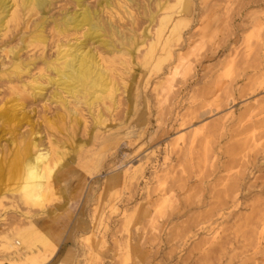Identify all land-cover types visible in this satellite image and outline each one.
<instances>
[{"label": "rangeland", "instance_id": "obj_1", "mask_svg": "<svg viewBox=\"0 0 264 264\" xmlns=\"http://www.w3.org/2000/svg\"><path fill=\"white\" fill-rule=\"evenodd\" d=\"M157 1H83L119 34L116 50L135 38L128 55L86 28L56 34L72 0L43 14L42 46L28 45L42 13L2 26L0 112L20 120L0 119V162L29 141L65 154L43 208L0 181V264H46L50 247L65 264H264V0ZM163 16L178 23L166 48ZM80 43L113 82L92 107L46 69ZM16 59L30 70L7 80Z\"/></svg>", "mask_w": 264, "mask_h": 264}, {"label": "bare ground", "instance_id": "obj_2", "mask_svg": "<svg viewBox=\"0 0 264 264\" xmlns=\"http://www.w3.org/2000/svg\"><path fill=\"white\" fill-rule=\"evenodd\" d=\"M72 1H74L75 6L79 7V10L69 14L64 13L58 20L52 22L53 31L56 34L61 35L72 30L80 31L86 28L84 31L86 41L99 42L104 48L109 49L112 54L115 52L121 55L131 53L130 47L136 43L134 37L127 39L122 38V36L118 37L119 40H116L119 42L118 47L120 45L122 48L116 50L113 37L119 34L109 24H103L99 20L96 10L92 11L83 6L84 0ZM164 1L163 4L159 1L156 2L155 7L158 11L172 9V5L168 3L169 1ZM53 2L54 0H0V30L5 29L9 23L18 22L25 15L39 14L40 12L43 17L35 25L28 45L37 47L44 45L47 42V38L43 34V29L47 18L43 14ZM104 2L110 5V0H104ZM12 8L13 11L10 12ZM7 18L8 20L5 21ZM152 20L153 15L150 14L149 21L152 22ZM169 20V17L163 16L156 33L157 39L162 38L161 46L163 48L167 47L170 43V38L177 33V22L172 21V25L168 29L166 28ZM4 24H6L5 28L2 27ZM165 30L167 31L164 34ZM157 39L156 41H158ZM142 43L140 42L139 44L142 45ZM148 48L150 50V47ZM145 55L150 56V52ZM96 58V53L86 50V43L70 45L69 49L59 51L58 57L46 65L47 71L53 74V78L49 79V82L62 91L61 95L65 93L75 102H83L92 107L97 101L98 96L96 94L98 92L111 93L113 90L111 86L113 82L108 75L109 69L104 68ZM17 62L19 61L16 59V62L11 66L6 75L7 80L19 78L21 74L29 72L30 64L23 65ZM57 95L59 94L55 93V96ZM63 103L65 105L68 104L67 101H63ZM17 114L15 109H4L0 112V119L18 121L20 119ZM63 154L65 153L50 152L48 149L41 150L32 141L24 142L23 145L17 146L9 161L0 162V181L4 179L8 183L15 185L14 189L7 188L5 192H19L22 198L30 203L31 206L43 208L50 199L52 191L51 179L54 176L55 169L60 166ZM56 250L57 247H50V258L53 257Z\"/></svg>", "mask_w": 264, "mask_h": 264}, {"label": "crops", "instance_id": "obj_3", "mask_svg": "<svg viewBox=\"0 0 264 264\" xmlns=\"http://www.w3.org/2000/svg\"><path fill=\"white\" fill-rule=\"evenodd\" d=\"M66 255H67L66 253L60 255L59 250L57 249L55 253L53 254V257H51L49 260H46V261H50L46 264H65V262L67 261Z\"/></svg>", "mask_w": 264, "mask_h": 264}]
</instances>
